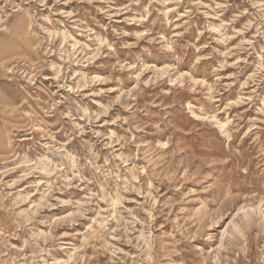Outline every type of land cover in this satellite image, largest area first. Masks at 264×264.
I'll return each instance as SVG.
<instances>
[{
  "label": "rangeland",
  "instance_id": "1",
  "mask_svg": "<svg viewBox=\"0 0 264 264\" xmlns=\"http://www.w3.org/2000/svg\"><path fill=\"white\" fill-rule=\"evenodd\" d=\"M0 264H264V0H0Z\"/></svg>",
  "mask_w": 264,
  "mask_h": 264
}]
</instances>
